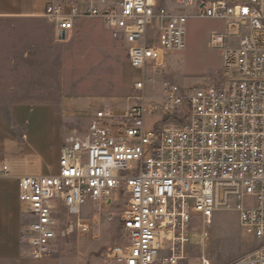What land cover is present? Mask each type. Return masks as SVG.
<instances>
[{
    "label": "built area",
    "instance_id": "obj_1",
    "mask_svg": "<svg viewBox=\"0 0 264 264\" xmlns=\"http://www.w3.org/2000/svg\"><path fill=\"white\" fill-rule=\"evenodd\" d=\"M41 17L66 40L100 20L128 49L136 73L122 111H97L85 131L63 138L56 174L18 179L30 218L24 237L32 260L48 258L60 236L88 234L82 208L123 205L125 247L118 264H181L197 220L200 248L218 212H235L242 233L257 240L226 264H264V0H41ZM190 7L225 22L209 37L223 58L218 81L184 86L166 77L172 55L186 49ZM64 37V38H63ZM11 165L0 159V177ZM200 264H212L203 253Z\"/></svg>",
    "mask_w": 264,
    "mask_h": 264
},
{
    "label": "rangeland",
    "instance_id": "obj_2",
    "mask_svg": "<svg viewBox=\"0 0 264 264\" xmlns=\"http://www.w3.org/2000/svg\"><path fill=\"white\" fill-rule=\"evenodd\" d=\"M162 1L175 6V0ZM26 2L32 10L31 0ZM199 10L186 9L192 16L186 26V49L167 62L166 77L184 86L215 82L222 76L223 58L211 48L209 37L225 31V22L198 18ZM32 20H0V106L11 102L63 104L74 114L72 126L85 131L97 111H122L133 103L129 97L137 75L129 66L127 46L114 40L102 23L96 21L94 29L76 30L66 40L57 41L45 21ZM123 211L122 203L97 208L87 204L82 217L90 224L88 234L68 232L71 219L60 213L63 234L57 246L48 258L32 264H118L112 252L127 244L121 225ZM201 225L199 220L193 223L181 264H200L203 253L212 264H226L258 243L242 233L235 212L222 211L208 227L210 241L203 251L196 231Z\"/></svg>",
    "mask_w": 264,
    "mask_h": 264
},
{
    "label": "crops",
    "instance_id": "obj_3",
    "mask_svg": "<svg viewBox=\"0 0 264 264\" xmlns=\"http://www.w3.org/2000/svg\"><path fill=\"white\" fill-rule=\"evenodd\" d=\"M31 2L32 10L26 0H0V20L32 23L37 17L45 21L41 17L43 2ZM96 21L102 23L98 19L85 20L76 30L94 29ZM73 122L74 114L63 104L11 102L0 106V159H7L11 165V175L0 177V264H32L23 238L30 218L19 200L18 179L58 172L63 138L78 129Z\"/></svg>",
    "mask_w": 264,
    "mask_h": 264
},
{
    "label": "water",
    "instance_id": "obj_4",
    "mask_svg": "<svg viewBox=\"0 0 264 264\" xmlns=\"http://www.w3.org/2000/svg\"><path fill=\"white\" fill-rule=\"evenodd\" d=\"M64 38V37H63Z\"/></svg>",
    "mask_w": 264,
    "mask_h": 264
}]
</instances>
